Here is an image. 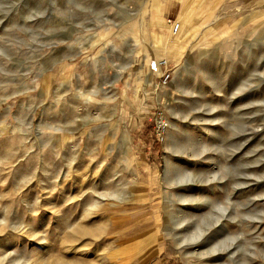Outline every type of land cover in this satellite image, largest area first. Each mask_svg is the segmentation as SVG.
Returning <instances> with one entry per match:
<instances>
[{
  "label": "rangeland",
  "instance_id": "1",
  "mask_svg": "<svg viewBox=\"0 0 264 264\" xmlns=\"http://www.w3.org/2000/svg\"><path fill=\"white\" fill-rule=\"evenodd\" d=\"M0 264H264V0H0Z\"/></svg>",
  "mask_w": 264,
  "mask_h": 264
},
{
  "label": "built area",
  "instance_id": "2",
  "mask_svg": "<svg viewBox=\"0 0 264 264\" xmlns=\"http://www.w3.org/2000/svg\"><path fill=\"white\" fill-rule=\"evenodd\" d=\"M173 24H174V30L178 31V29L180 28L179 23H176V24L173 23ZM167 65H168V60L164 58V59H160L159 61L157 60L152 61L150 66H151V70H153L154 72H157L158 70L160 71L163 66L166 68ZM159 67L160 69H158ZM162 76H163L164 82L166 83L170 76V72L167 71L166 69V71L165 70L163 71ZM167 125L168 123H167L166 118L164 116H161L156 124V129H155L156 137L163 138L164 131L166 130Z\"/></svg>",
  "mask_w": 264,
  "mask_h": 264
},
{
  "label": "bare ground",
  "instance_id": "3",
  "mask_svg": "<svg viewBox=\"0 0 264 264\" xmlns=\"http://www.w3.org/2000/svg\"><path fill=\"white\" fill-rule=\"evenodd\" d=\"M179 26H180V24H179ZM172 29L174 30V24H173V26H172ZM179 30V29H178ZM178 32V31H177ZM167 59V58H166ZM149 60V58H147V61ZM157 61H159L160 59H156ZM150 65H151V63H150ZM150 67V66H149ZM158 69H160V67L158 68ZM153 71V70H152ZM154 72V71H153Z\"/></svg>",
  "mask_w": 264,
  "mask_h": 264
}]
</instances>
